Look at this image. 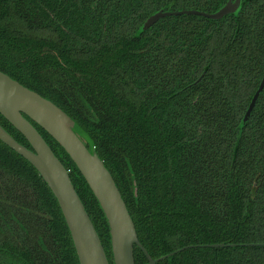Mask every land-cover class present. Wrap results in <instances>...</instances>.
I'll return each mask as SVG.
<instances>
[{
  "label": "trees",
  "instance_id": "trees-1",
  "mask_svg": "<svg viewBox=\"0 0 264 264\" xmlns=\"http://www.w3.org/2000/svg\"><path fill=\"white\" fill-rule=\"evenodd\" d=\"M0 0V71L48 99L94 143L156 264H264V0ZM110 264L106 221L64 150ZM0 125L25 138L1 115ZM84 141V140H83ZM85 142V141H84ZM86 144V142H85ZM223 244L222 248L208 245ZM134 264H148L133 247ZM0 264H79L53 194L0 141Z\"/></svg>",
  "mask_w": 264,
  "mask_h": 264
},
{
  "label": "water",
  "instance_id": "water-1",
  "mask_svg": "<svg viewBox=\"0 0 264 264\" xmlns=\"http://www.w3.org/2000/svg\"><path fill=\"white\" fill-rule=\"evenodd\" d=\"M241 1L227 0L221 9L212 14L193 10L158 11L146 20L140 31L165 17L191 15L219 20L235 13L240 8ZM263 88L264 73L245 113L246 119ZM0 115L25 138L30 149L18 143L1 125L0 141L33 166L53 194L69 231L79 264L110 263L68 171L30 121L44 130L64 150L85 180L106 221L113 264H134V246L143 252L148 264H156L188 248H182L156 260L151 259L138 241L126 205L111 174L96 153L94 143L51 101L1 71ZM207 247L222 248L224 245L214 244Z\"/></svg>",
  "mask_w": 264,
  "mask_h": 264
}]
</instances>
